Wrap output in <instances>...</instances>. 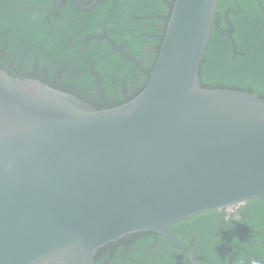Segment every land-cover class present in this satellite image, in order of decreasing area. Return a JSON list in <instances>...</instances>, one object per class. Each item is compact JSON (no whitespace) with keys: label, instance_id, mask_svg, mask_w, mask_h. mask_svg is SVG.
Segmentation results:
<instances>
[{"label":"water","instance_id":"obj_1","mask_svg":"<svg viewBox=\"0 0 264 264\" xmlns=\"http://www.w3.org/2000/svg\"><path fill=\"white\" fill-rule=\"evenodd\" d=\"M218 12L174 0L145 86L112 108L0 68V264H95L138 232L199 264L171 225L264 199V99L199 78Z\"/></svg>","mask_w":264,"mask_h":264},{"label":"trees","instance_id":"obj_2","mask_svg":"<svg viewBox=\"0 0 264 264\" xmlns=\"http://www.w3.org/2000/svg\"><path fill=\"white\" fill-rule=\"evenodd\" d=\"M166 1L171 5L173 0ZM81 2L86 5L90 0ZM153 6L156 0H98L91 9L81 11L72 0H0V68L11 76L39 79L97 109L120 105L143 89L156 59L162 36L159 40L152 36L156 27L145 25L144 17ZM157 8L162 11L163 4ZM260 15L264 16V0H219V14L199 70L203 86L241 90L264 99ZM114 85L129 89L114 92ZM96 87L104 92L98 93ZM194 217L170 229L193 244L204 264H228L229 257L219 244L211 252L221 255H215L212 263L209 252H200L191 240L188 232ZM229 246L241 243L233 241ZM185 262V250L153 232L127 235L100 249L95 257V264ZM236 264H242L241 257H236Z\"/></svg>","mask_w":264,"mask_h":264},{"label":"flooded vegetation","instance_id":"obj_3","mask_svg":"<svg viewBox=\"0 0 264 264\" xmlns=\"http://www.w3.org/2000/svg\"><path fill=\"white\" fill-rule=\"evenodd\" d=\"M160 2L163 4L162 11L157 8ZM173 2L174 0L170 5L166 0H156V6H153L151 8L152 11L144 16L147 21L145 25L156 27V29H152L151 31L152 36L155 37L156 40H159L160 37L163 36ZM260 19H262L263 22L261 27L264 28V16L260 15ZM244 35L248 36L249 32L245 30ZM214 54L216 53L214 52ZM96 89L100 94L104 92L102 87H96ZM126 89L129 88H127V86L119 87L118 85L112 87V90L118 93H123ZM247 212L248 218L246 216L243 217ZM202 215H195L196 217L193 216L194 218L190 219L194 227H192V230L189 231L188 234L191 236V240L196 242L200 252H205L206 250L209 252L208 259L212 263L216 262L215 255H221L220 251L211 252V250L219 244V248L221 250L223 249L229 257L228 264H236V257L238 256L241 257L242 264H252V261H256V264H264V199L252 200L238 207L218 209L214 214H206L204 217H201ZM232 220H235L237 224H233ZM236 230L238 232H234ZM233 241L240 242L241 246L230 247L229 244ZM189 243L191 244V242ZM191 245L193 246V244ZM193 248L197 262L199 264H204L202 260L198 258L194 246ZM180 255L182 256L184 254L180 253ZM187 261L188 264H191L188 259V254Z\"/></svg>","mask_w":264,"mask_h":264},{"label":"clouds","instance_id":"obj_4","mask_svg":"<svg viewBox=\"0 0 264 264\" xmlns=\"http://www.w3.org/2000/svg\"><path fill=\"white\" fill-rule=\"evenodd\" d=\"M252 264H256V261H252Z\"/></svg>","mask_w":264,"mask_h":264}]
</instances>
